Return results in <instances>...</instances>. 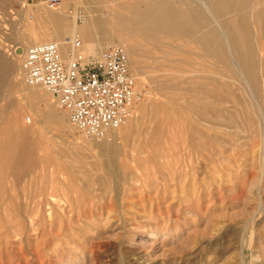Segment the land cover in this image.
Here are the masks:
<instances>
[{
    "label": "rangeland",
    "instance_id": "374dc122",
    "mask_svg": "<svg viewBox=\"0 0 264 264\" xmlns=\"http://www.w3.org/2000/svg\"><path fill=\"white\" fill-rule=\"evenodd\" d=\"M131 1H86L78 20L47 2L0 0V126L14 117L8 136L24 130L40 144L22 177L0 172V264H264L261 30L257 88L248 73L211 74L220 87L197 100L196 78L212 77L203 69L217 62L174 36L131 44L113 14ZM195 2L217 24L204 0ZM78 34L88 54L125 41L134 49L143 96L103 139L82 133L21 72L27 47L53 40L65 52L66 37ZM194 103L197 111L186 107Z\"/></svg>",
    "mask_w": 264,
    "mask_h": 264
},
{
    "label": "bare ground",
    "instance_id": "6f19581e",
    "mask_svg": "<svg viewBox=\"0 0 264 264\" xmlns=\"http://www.w3.org/2000/svg\"><path fill=\"white\" fill-rule=\"evenodd\" d=\"M204 2L211 15H213V19H217V24L208 16V13L204 10V5L195 2V0L131 1L113 11L114 22L120 28L121 31H119L122 37L127 38L134 46L143 44L146 40L163 44V41L170 40L173 36L176 40L182 42H184L182 39L187 42L191 40L198 48H201L199 49L203 51V57L217 62V65L206 66L203 69L204 73L209 76L211 74L220 75L223 72H227L232 76L235 71L240 75L248 73L254 81L256 89L258 80L256 71V28L261 30V33L257 36V41L259 47L264 50V0H204ZM100 12L102 13L101 10ZM58 28L61 35L66 34V31H68L61 24ZM41 33L43 32L41 31ZM68 38L66 37V43H68ZM125 42L122 44L127 47L129 54L133 55L132 45ZM18 47L21 49V46ZM3 66L0 61V80L4 72ZM14 77L16 76L14 75ZM18 78L20 77H16V79ZM195 82H197V88L195 90L194 87V96L197 100L198 91L208 90L210 85H216V88L221 85L213 76L201 77V79L197 77ZM32 90L36 95L35 91L37 90ZM186 107L193 108L195 111L198 109L196 103L187 104ZM14 124L15 118L13 117L4 126H0V172H4L7 168L12 169L16 172V175L13 174L14 177L18 178L22 177L21 174L25 170L27 172L37 163L38 158H40L38 157L40 144L38 145L39 140L37 138L36 140L24 130L14 129L13 135L8 136V132ZM113 149L110 150L114 151ZM115 151L117 152V149ZM12 158L14 159L12 162L11 160L10 163L7 162L8 159ZM41 160L46 161L48 159L45 160V157H43Z\"/></svg>",
    "mask_w": 264,
    "mask_h": 264
},
{
    "label": "built area",
    "instance_id": "2783aa9c",
    "mask_svg": "<svg viewBox=\"0 0 264 264\" xmlns=\"http://www.w3.org/2000/svg\"><path fill=\"white\" fill-rule=\"evenodd\" d=\"M47 3L60 8V0ZM68 12L83 19L82 8L72 7ZM68 43L65 52L53 40L27 47L21 60L22 76L28 85L47 90L82 133L103 139L133 116L143 96L129 51L124 44H113L88 54L79 35L69 37Z\"/></svg>",
    "mask_w": 264,
    "mask_h": 264
},
{
    "label": "crops",
    "instance_id": "0c3cea01",
    "mask_svg": "<svg viewBox=\"0 0 264 264\" xmlns=\"http://www.w3.org/2000/svg\"><path fill=\"white\" fill-rule=\"evenodd\" d=\"M26 2L27 4H41L47 2L48 0H18ZM89 0H60V7L67 10L72 7H76Z\"/></svg>",
    "mask_w": 264,
    "mask_h": 264
}]
</instances>
